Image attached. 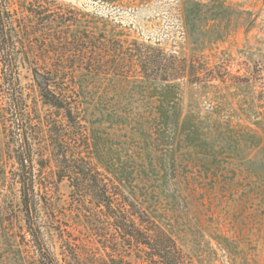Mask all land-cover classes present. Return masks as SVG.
Masks as SVG:
<instances>
[{
	"label": "rangeland",
	"instance_id": "rangeland-1",
	"mask_svg": "<svg viewBox=\"0 0 264 264\" xmlns=\"http://www.w3.org/2000/svg\"><path fill=\"white\" fill-rule=\"evenodd\" d=\"M3 1L34 125L38 216L61 263L149 264L102 222L101 177L188 264H264V0ZM162 51L195 65L194 82L166 77L148 58ZM36 70L66 107L45 100ZM7 90L0 63V264H39Z\"/></svg>",
	"mask_w": 264,
	"mask_h": 264
},
{
	"label": "trees",
	"instance_id": "trees-1",
	"mask_svg": "<svg viewBox=\"0 0 264 264\" xmlns=\"http://www.w3.org/2000/svg\"><path fill=\"white\" fill-rule=\"evenodd\" d=\"M15 26L10 10L0 0V63L4 81L11 93V109L9 121L11 139L17 144L18 162L20 169L17 173L21 184L22 202L26 216L28 231L32 242L39 254V264H62L55 252L47 243L45 232L38 216V201L35 187L34 145L32 140V128L34 127L23 94L19 89L17 76V47L15 44ZM161 59L152 55L148 58L159 65V69L165 71L166 77H178L184 79L190 76V82H194L195 65L188 63L186 58H180L175 52H161ZM10 71L9 78L7 77ZM8 79L9 82H6ZM35 79L40 87L45 100L57 107H66L62 98L50 88L48 78L35 71ZM167 79V78H164ZM9 109V110H10ZM71 113V109H69ZM95 190L92 194L97 196L98 207L105 206L107 222L113 226L123 243L137 247L144 254L138 257L149 264H188L185 261L183 250L179 247L174 237L157 221L148 211L140 206L126 190L120 185L113 187L101 177L94 178L91 185ZM91 190V189H90Z\"/></svg>",
	"mask_w": 264,
	"mask_h": 264
}]
</instances>
